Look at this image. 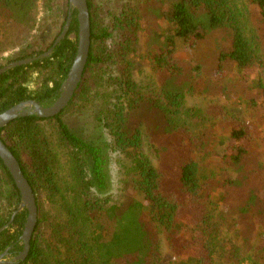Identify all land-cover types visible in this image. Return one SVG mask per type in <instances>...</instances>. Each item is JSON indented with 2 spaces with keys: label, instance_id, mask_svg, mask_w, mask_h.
<instances>
[{
  "label": "trees",
  "instance_id": "trees-1",
  "mask_svg": "<svg viewBox=\"0 0 264 264\" xmlns=\"http://www.w3.org/2000/svg\"><path fill=\"white\" fill-rule=\"evenodd\" d=\"M246 1L247 14L239 0H87L91 44L70 102L53 117L20 116L0 128L38 212L27 256L6 264H158L162 240L170 264H264V124L251 134L215 106L206 115L219 126L197 130L198 116L185 105L187 92L216 94L225 78L217 75L231 61L234 81L224 90L238 89L237 98L264 116V0ZM163 3L172 28L154 43ZM68 11V0H0V68L50 48ZM76 14L48 57L0 75V113L28 99L55 100L76 53ZM142 19L156 76L146 85L128 59ZM213 30L227 33L228 48L214 49ZM179 43L196 58L202 89L180 82L194 68L175 57ZM84 112L95 113L103 134L87 139L70 126L66 117ZM109 150L123 156L116 161L133 196L110 194ZM214 157L218 168L208 171ZM19 202L0 158V227L12 218L0 253L10 257L22 250L27 211L12 215Z\"/></svg>",
  "mask_w": 264,
  "mask_h": 264
},
{
  "label": "rangeland",
  "instance_id": "rangeland-1",
  "mask_svg": "<svg viewBox=\"0 0 264 264\" xmlns=\"http://www.w3.org/2000/svg\"><path fill=\"white\" fill-rule=\"evenodd\" d=\"M240 6L242 5L244 8L245 14L246 12L250 10L249 4L246 0H239ZM242 3V4H241ZM161 9H159L162 14L158 17V26L156 28V33L163 32L166 36L169 35L171 31V24L168 23V19L165 15L164 10L167 9V6L163 5L160 6ZM40 14V13H39ZM159 15V14H158ZM157 15V16H158ZM251 28L253 27L250 23ZM211 43L214 44V49L219 50V48H228V38L227 33L225 32H218L217 30H213L211 33ZM164 35V36H165ZM165 36V37H166ZM151 39L154 43H160L161 41H164L163 35L161 37L151 36ZM151 44V43H150ZM214 49L212 50V54L214 52ZM9 53H4V55H8ZM175 57L185 58L187 62L190 64L191 67L194 69H188L183 71L182 75L180 76V82L181 83H189L190 81H193L196 87L198 89H202V84H200V80L203 77V73L200 72V70H197V60L192 55V51H185L184 48L179 44H177L176 51H175ZM128 59L132 62V75L134 79L142 84L146 85L148 82L153 81L156 76L152 73V70L149 65V60L146 57V23L144 19L140 22V29L138 31V39L136 43L133 45V50L129 53ZM206 63H208V60H204ZM209 65V63H208ZM201 73V74H200ZM222 75L218 74V77L224 76L223 81L216 82L214 78L217 76H211L212 81L216 82L218 86L216 89L218 92L216 94L213 93H200V92H187L185 96V105L186 108L191 109L193 114L198 116V118L194 117V121L197 124V130H201L203 126H211V125H218L219 122H221V119H212L209 116L206 115V112L215 106H223L228 115L235 116L239 121L246 124L251 134H255L256 131L261 130V127L264 124V116H261V111H255L249 108L246 105V101L242 99L237 98L238 89L226 91L224 90V86L226 82L231 79L233 80V76L235 73L233 72V63L231 61H226L224 63V70L220 72ZM201 75V76H200ZM255 74H251L248 78L247 82L252 83L253 80L256 79ZM233 78V79H232ZM234 81V80H233ZM246 82L243 83V86L245 87ZM229 89V88H228ZM225 91V92H224ZM95 113L94 112H84L78 115H72L67 116L66 119L70 126L74 128L75 130L79 131L81 135L87 139L97 138L98 136L103 134L102 129L98 127V122L94 118ZM152 131L153 130H159L160 125L158 123L152 124ZM103 131V132H102ZM218 132H221V134H227V132H223L221 129L217 128ZM106 135V133L104 134ZM109 138V137H108ZM55 139V136H54ZM224 146L226 147V143L219 146L217 151H221ZM122 155H119L118 152L109 150V173H110V179H111V189L110 194L113 198H119L121 194H127L130 193L132 196L131 189L128 188V183L125 182V184L122 182L123 178V172L120 166H118L117 161L119 158H122ZM216 157L212 158L213 163L208 165V171L210 169H217L218 167L214 164L216 163ZM123 189V190H122ZM6 259H10V256H6ZM172 261H174V256L169 251L166 243L162 240V244L160 246V256L158 258V264H170Z\"/></svg>",
  "mask_w": 264,
  "mask_h": 264
},
{
  "label": "water",
  "instance_id": "water-1",
  "mask_svg": "<svg viewBox=\"0 0 264 264\" xmlns=\"http://www.w3.org/2000/svg\"><path fill=\"white\" fill-rule=\"evenodd\" d=\"M69 1V11L66 22L61 30V32L55 38L52 46L46 51L39 55L21 59L18 61L9 62L0 68V75L15 66L28 64L38 58L48 57L52 52L54 47L66 36L71 23V15L73 10L77 11L76 17L78 21V31H77V46L76 53L69 67L67 75L60 86V92L55 100L49 105H43L36 100L28 99L18 104L6 109L0 113V128L8 124L15 118L25 115L36 114L41 118L53 117L59 114L70 102L74 92L76 91L86 66L90 44V16L87 5V0H68ZM0 158L4 165L10 172L19 192H20V202L17 208L13 212V216L26 209L27 215L20 234V240L22 241V250L10 259H6L8 256L7 250L0 253V264L13 263L14 261L24 259L30 248V240L37 223V205L35 194L24 176L18 160L10 149L4 144L0 138ZM12 216V217H13ZM12 218L0 227V232L6 229L11 223Z\"/></svg>",
  "mask_w": 264,
  "mask_h": 264
}]
</instances>
